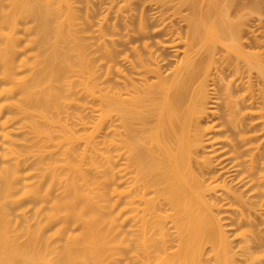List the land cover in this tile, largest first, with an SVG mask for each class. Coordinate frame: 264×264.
<instances>
[{
	"label": "bare ground",
	"instance_id": "obj_1",
	"mask_svg": "<svg viewBox=\"0 0 264 264\" xmlns=\"http://www.w3.org/2000/svg\"><path fill=\"white\" fill-rule=\"evenodd\" d=\"M262 4L0 0V264H264Z\"/></svg>",
	"mask_w": 264,
	"mask_h": 264
},
{
	"label": "rangeland",
	"instance_id": "obj_2",
	"mask_svg": "<svg viewBox=\"0 0 264 264\" xmlns=\"http://www.w3.org/2000/svg\"><path fill=\"white\" fill-rule=\"evenodd\" d=\"M263 1H264V0H262V2H263ZM262 6H264V4H262ZM262 10H264V9H262ZM254 79H255V78H254ZM254 79H253V80H254ZM255 81H256V79H255ZM230 133H232V132H230Z\"/></svg>",
	"mask_w": 264,
	"mask_h": 264
}]
</instances>
